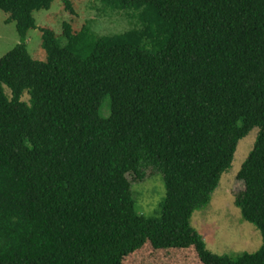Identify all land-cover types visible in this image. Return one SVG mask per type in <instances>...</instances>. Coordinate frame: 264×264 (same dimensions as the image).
Returning <instances> with one entry per match:
<instances>
[{
    "label": "trees",
    "instance_id": "obj_1",
    "mask_svg": "<svg viewBox=\"0 0 264 264\" xmlns=\"http://www.w3.org/2000/svg\"><path fill=\"white\" fill-rule=\"evenodd\" d=\"M53 3L0 0L21 39L0 59V264H123L147 246L264 264V0H101L141 10V27L98 37L65 22L66 46L42 28L41 62L26 42ZM256 128L235 205L262 246L216 255L192 218ZM148 171L163 177L160 217L136 211Z\"/></svg>",
    "mask_w": 264,
    "mask_h": 264
},
{
    "label": "rangeland",
    "instance_id": "obj_2",
    "mask_svg": "<svg viewBox=\"0 0 264 264\" xmlns=\"http://www.w3.org/2000/svg\"><path fill=\"white\" fill-rule=\"evenodd\" d=\"M70 2L74 14L66 10L63 0H54L49 11L34 13L36 28L29 32L26 42L27 50L34 60L41 62L47 60L43 48L42 28L51 29L60 43L66 46L68 41L63 35L65 22L71 25L74 33L79 32L86 25L98 37L122 34L132 28L141 27L139 20L141 10H105L101 0H70ZM8 17V14L0 10V59L21 43L16 23H8ZM82 49L77 54L85 57L87 52ZM4 89L10 97L9 89L6 86ZM23 100L28 102L29 96L25 95ZM109 101V98L106 99L104 105ZM101 113L107 116L108 108H102ZM258 131L257 128L254 129L239 142L232 167L222 176L212 201L193 215V227L205 239L208 249L216 255L236 257L243 253H255L262 246L261 232L255 225L243 219L240 209L235 205L236 195L244 190V185L237 179V175L253 150ZM132 189L138 213L146 217L161 216V205L166 196L161 174H152L148 171L146 179L134 183ZM161 251L165 252V250ZM123 264H199V262L191 251L179 253L175 259H172L170 255L157 253L147 246L126 258Z\"/></svg>",
    "mask_w": 264,
    "mask_h": 264
}]
</instances>
